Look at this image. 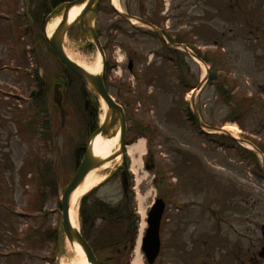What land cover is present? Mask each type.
I'll use <instances>...</instances> for the list:
<instances>
[{
    "label": "rangeland",
    "instance_id": "1",
    "mask_svg": "<svg viewBox=\"0 0 264 264\" xmlns=\"http://www.w3.org/2000/svg\"><path fill=\"white\" fill-rule=\"evenodd\" d=\"M55 1L58 5L67 0ZM117 1L118 13L100 0L86 18L106 46V87L127 111L125 139H144L139 166H132L128 152L121 158L130 171L136 208L142 198L146 220L154 200L169 199L160 222L162 248L154 264H237L232 251L237 246L245 254L254 223L258 229L264 223L261 161L228 135H202L197 125L185 120L184 110H195L203 124L232 125L236 137L264 146V0ZM40 2L33 3V17L41 31L45 15H38L45 6ZM8 5L24 7L21 0H0V264H61L74 252L61 236L58 191L73 176L82 153L73 151L85 145L88 130L95 128L93 123L88 128L83 115L92 110L96 123L102 111L92 99L93 106L86 103L84 109L86 87L52 56L41 32L23 31L31 20L23 19L21 28L14 22L17 33L9 28L14 17L8 15ZM126 13L155 18L171 38L189 41L195 52L214 61L213 67L182 50L177 57L169 55L146 27L122 17ZM57 16L61 19L55 14L51 20ZM65 36L64 46L74 60L93 63L97 49L78 25ZM206 71L211 78L192 106V88ZM24 72L31 75L29 80ZM57 78L64 80L63 107L71 110L63 125L53 100ZM225 80L232 84L226 86ZM145 123L156 129L150 143L137 132L143 128L147 133ZM118 168L107 172L103 184L92 191L94 197L111 204L120 200ZM76 216L80 227L78 208ZM216 219L221 224L213 229ZM50 229L56 233L48 239ZM134 250H116L112 256L109 250L95 251L99 264H132Z\"/></svg>",
    "mask_w": 264,
    "mask_h": 264
},
{
    "label": "water",
    "instance_id": "2",
    "mask_svg": "<svg viewBox=\"0 0 264 264\" xmlns=\"http://www.w3.org/2000/svg\"><path fill=\"white\" fill-rule=\"evenodd\" d=\"M86 1V5L83 7V10L80 12V15H78L73 22L68 23V12L74 5H82L83 2ZM99 0H72L68 2L62 3L63 10V18L62 21L58 24V26L53 30L51 38L48 39L51 47H53L54 52L57 57L61 60L63 64H65L70 70H72L74 73H76L79 78L83 80L85 85H87L95 94H97L100 98L103 99V101L106 104L107 110L104 117V123L99 126V128L91 134L89 137V142L87 143L85 147V154L80 162L79 167L77 168L76 172L74 173V177L70 180L68 186L62 191L59 190V194L61 196V217H62V227L64 230V233L66 237L68 238L69 242L72 244L73 242H76L80 248L85 253V256L87 258V261L90 264H98L97 258H95V255L87 243L86 239L81 236L78 229L72 225L70 222L69 217V208H70V198L72 191L79 185L80 181L83 180V178L88 174V172L97 167L100 166L101 163L111 160L114 158L118 153L121 154L123 151V136L125 133L124 124H125V118L123 114V109L116 104V102L110 97L109 93L106 90V87L103 85V77L101 73H98L96 75L91 74L87 70H85L83 67L79 66L76 62H73L66 53L64 52V48L62 46L63 41V35L70 27L73 26V24L77 21L80 22L83 26L85 25L86 28H83V33L85 32L87 35L90 36L92 39L94 45L97 46V49L102 56V61H104L105 55H103V51L101 48V45H99V41L97 38V34H95L94 30L88 26L87 22L84 20V16L87 11H95L96 5L99 3ZM127 15H124L126 17ZM135 20L141 21L139 18H135ZM202 83H200L197 87L200 88ZM58 97H60L59 93H56ZM58 105L61 108V100L60 98L55 99ZM61 117L63 119L65 112L63 109H61ZM196 115L197 120L199 121L200 125L204 126L199 119V115ZM120 124V137H119V149L118 151H114L110 156H107L105 158H98L94 156V152H92V145L91 140L94 139L96 135L101 133L103 136L110 138L111 136H114L116 134L115 131H112V126L114 124ZM127 177L126 174H122V185L124 190L127 188ZM164 208V202H162L161 199H156L154 205L148 212V219L147 224H149V227L146 230V236L142 240V250L144 252V256L146 257L147 263L151 264L154 262L156 257L158 256L159 251V220L162 214V210Z\"/></svg>",
    "mask_w": 264,
    "mask_h": 264
},
{
    "label": "bare ground",
    "instance_id": "3",
    "mask_svg": "<svg viewBox=\"0 0 264 264\" xmlns=\"http://www.w3.org/2000/svg\"><path fill=\"white\" fill-rule=\"evenodd\" d=\"M111 4L115 8H120L119 2L117 0H109ZM86 3V1H85ZM84 5V4H83ZM83 5H74L72 6L71 10L69 11V17L68 22L73 21L76 16H78V12L82 9ZM60 21V17H56L55 19L51 20L46 26L45 33L47 37H50L52 31L57 26L58 22ZM134 22V20L132 21ZM66 54L68 57H70L72 60L73 57L70 56L69 52L66 51ZM102 56L98 52L96 54V58L91 64H84L80 63L79 61L75 60L80 66H82L85 70L89 71L91 74L100 73L102 70ZM99 109L102 111L101 116L99 119L103 120L105 111L107 110L105 102L99 98ZM120 125L119 123L115 126L116 135L108 138L103 136L101 133L96 135L93 140H91L92 145V152H94V156L98 158H105L107 156H110L111 153L114 151H118L119 149V129ZM224 129L229 131L231 134L234 135V127L231 126H225ZM250 146V145H249ZM248 146V147H249ZM126 150L128 152L129 157L132 160V166L137 167L141 163L142 160H140L141 155L143 154L144 149V139H139L135 142H133L131 145H128L126 147ZM122 157L118 155L116 158L112 159L111 161H105L101 163L100 166H97L93 169H91L88 174L83 178V180L80 181L79 185L72 191L71 198H70V210H69V217L70 222L73 226L78 227L77 222V204L78 201L81 199L83 194H86L89 192L92 188L98 186L102 180H104L107 177V172L110 170L113 165L120 162V159ZM264 160V159H263ZM264 162V161H263ZM139 206L137 208V212L140 214V222H139V231H138V239L142 235L143 229L145 228V213H144V207L142 202V198L139 200ZM69 243V242H68ZM136 243V248L134 250L133 258L131 260L132 264H143L142 256L139 251V246ZM68 248L72 249L71 251L74 252V256L69 261H63L61 264H89L87 259L85 258L84 252L79 248V245L76 244V242H73L72 245H68Z\"/></svg>",
    "mask_w": 264,
    "mask_h": 264
},
{
    "label": "trees",
    "instance_id": "4",
    "mask_svg": "<svg viewBox=\"0 0 264 264\" xmlns=\"http://www.w3.org/2000/svg\"><path fill=\"white\" fill-rule=\"evenodd\" d=\"M45 0H43V4ZM55 0H48V8L55 6ZM87 193L80 202L81 227L83 235L96 251L118 254L131 250L137 229V214L134 213L133 195L123 194L116 203H107ZM101 241L103 244L99 245Z\"/></svg>",
    "mask_w": 264,
    "mask_h": 264
},
{
    "label": "flooded vegetation",
    "instance_id": "5",
    "mask_svg": "<svg viewBox=\"0 0 264 264\" xmlns=\"http://www.w3.org/2000/svg\"><path fill=\"white\" fill-rule=\"evenodd\" d=\"M79 31L81 34L80 24ZM63 78L61 82H59L63 88ZM63 90V89H62ZM89 118H88V128L92 125L94 120L91 119L92 110H89ZM87 128V129H88ZM90 131V130H88ZM253 206V205H252ZM251 206V207H252ZM250 246L246 249V255L241 260V264H264V224L257 228V223H254V228L251 231L250 235Z\"/></svg>",
    "mask_w": 264,
    "mask_h": 264
}]
</instances>
